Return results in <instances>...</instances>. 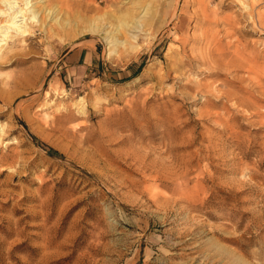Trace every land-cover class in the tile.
I'll use <instances>...</instances> for the list:
<instances>
[{
  "label": "rangeland",
  "instance_id": "rangeland-1",
  "mask_svg": "<svg viewBox=\"0 0 264 264\" xmlns=\"http://www.w3.org/2000/svg\"><path fill=\"white\" fill-rule=\"evenodd\" d=\"M31 2L58 21L0 58V264H264V0Z\"/></svg>",
  "mask_w": 264,
  "mask_h": 264
},
{
  "label": "bare ground",
  "instance_id": "bare-ground-1",
  "mask_svg": "<svg viewBox=\"0 0 264 264\" xmlns=\"http://www.w3.org/2000/svg\"><path fill=\"white\" fill-rule=\"evenodd\" d=\"M240 2L243 0H239ZM5 8H0V58L3 57L4 46L12 37H24L29 33L28 25L38 22V26L42 27L44 20L49 18L54 22L58 21L54 9L37 8L32 6L31 0H0ZM242 6L247 7L244 2ZM43 13L41 17L40 13ZM40 15V20L38 16ZM65 23V21H64ZM87 31L91 33H99V26L92 24ZM105 34V33H104ZM106 36V35H105ZM103 39L105 38L102 36ZM106 40V39H104ZM6 51V50H5Z\"/></svg>",
  "mask_w": 264,
  "mask_h": 264
},
{
  "label": "crops",
  "instance_id": "crops-1",
  "mask_svg": "<svg viewBox=\"0 0 264 264\" xmlns=\"http://www.w3.org/2000/svg\"><path fill=\"white\" fill-rule=\"evenodd\" d=\"M88 61L89 58L85 50L75 49L64 55V63L67 64L66 69L72 77L84 72L88 67Z\"/></svg>",
  "mask_w": 264,
  "mask_h": 264
}]
</instances>
